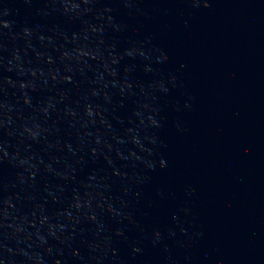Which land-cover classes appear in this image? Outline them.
Segmentation results:
<instances>
[{"label":"water","instance_id":"1","mask_svg":"<svg viewBox=\"0 0 264 264\" xmlns=\"http://www.w3.org/2000/svg\"><path fill=\"white\" fill-rule=\"evenodd\" d=\"M0 264H264V0H0Z\"/></svg>","mask_w":264,"mask_h":264},{"label":"clouds","instance_id":"2","mask_svg":"<svg viewBox=\"0 0 264 264\" xmlns=\"http://www.w3.org/2000/svg\"><path fill=\"white\" fill-rule=\"evenodd\" d=\"M205 6H206V7L208 6L207 3L205 4Z\"/></svg>","mask_w":264,"mask_h":264}]
</instances>
